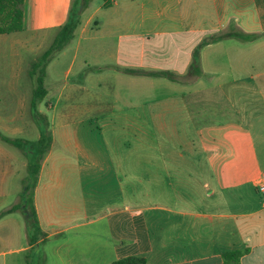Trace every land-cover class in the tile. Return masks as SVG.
Wrapping results in <instances>:
<instances>
[{
  "label": "crops",
  "instance_id": "crops-1",
  "mask_svg": "<svg viewBox=\"0 0 264 264\" xmlns=\"http://www.w3.org/2000/svg\"><path fill=\"white\" fill-rule=\"evenodd\" d=\"M72 1L23 0V29L0 34V89L18 88L22 51L53 43ZM94 28L110 41L97 73L124 94L109 111L98 96L74 107L94 111L95 132L49 130L34 181L25 154L0 146V212L31 200L36 218L30 241L20 209L0 216V264H26L34 249L44 264H225L234 250L239 264H264V0H98L75 52ZM235 31L257 36L219 37ZM22 108H0V121L25 120ZM56 119L78 118L52 106Z\"/></svg>",
  "mask_w": 264,
  "mask_h": 264
},
{
  "label": "rangeland",
  "instance_id": "rangeland-1",
  "mask_svg": "<svg viewBox=\"0 0 264 264\" xmlns=\"http://www.w3.org/2000/svg\"><path fill=\"white\" fill-rule=\"evenodd\" d=\"M98 0H93V5L85 10V12L81 13L83 19H85L89 14H91ZM96 18L101 19L104 17V11L101 10L96 13ZM93 27V26H92ZM95 28L92 32L86 33L84 38L81 39L80 47L77 52H75V48L78 42V33L77 30L74 33L72 39H70L66 45H64L61 50L57 51L55 49V45L53 43H46L44 47L42 45H38L36 51H22L23 57V73L17 83L18 88L13 89H0V108L2 109H10L16 107L21 108L23 112V118L25 120H17L13 121H0V132L9 136L10 138L21 139L26 147L28 142L35 141L36 138L35 132L39 130L37 124L34 120L31 119L33 115H29L25 113L26 108L31 107V102H34V108L36 110H40L43 114V117L49 121V130L55 129L66 130L71 129L76 125L77 129H90L95 132L96 126L98 123L93 120L94 111L93 110H85V114H81L78 112H74V107L79 103L81 107L84 106V103L91 99L92 97L98 96L103 97L104 102H108L104 104L106 110L112 109V101L116 98L118 91L123 87V84L120 85V89L113 90L112 87L114 82L111 79V71L106 68L101 69L100 72L97 73L96 65H101L103 63L110 62V58L106 53V56L96 57V51L102 50L109 52L110 49V41L104 40L102 37H97L96 39L91 36L95 33ZM17 33V32H16ZM10 36H16L10 35ZM86 36L88 37L86 39ZM40 43V42H39ZM43 48V51L41 50ZM46 52V53H45ZM45 53V54H44ZM3 59L0 58V63ZM73 63V64H72ZM72 64L71 70L68 71L69 66ZM19 65H15L17 68ZM0 67H2L0 65ZM81 70L86 71L85 74L81 76ZM218 76H224V79H230L231 73H221L217 74ZM26 76H30L33 78V82L27 81ZM106 77L105 80L107 83H104L101 87L97 85L95 80H99L100 78ZM156 81V79H154ZM153 89L146 91L145 93L153 94ZM124 90L121 89V96H123ZM107 101H106V100ZM124 103V102H121ZM107 105V106H106ZM52 106H55L57 110L65 108L66 111L70 112L73 118H78L76 120H69L62 122L61 120H54L52 122L49 120ZM86 106V104H85ZM88 107V105H87ZM115 109L121 108L120 105L113 106ZM124 109V107H122ZM20 110V112H21ZM83 113V112H82ZM26 114V115H25ZM119 122H117L118 124ZM2 128H19L21 131L19 133L13 134L11 132H6ZM10 133V134H9ZM152 133V132H151ZM129 139V138H127ZM141 138L134 139V145L136 146L138 141ZM130 140V139H129ZM91 142V141H90ZM94 138L92 139V145L95 143ZM151 145H157V137L150 138ZM0 146L7 152H10L14 155L19 156L23 149L21 147H17L13 144H10L0 138ZM29 150V149H28ZM24 153V152H23ZM38 250V249H37ZM35 249L33 250V252ZM24 256V255H23ZM32 251L26 252V264L31 262L32 264H40V261L36 258L34 261H29L33 258ZM41 256V255H40ZM30 257V258H29Z\"/></svg>",
  "mask_w": 264,
  "mask_h": 264
},
{
  "label": "trees",
  "instance_id": "trees-1",
  "mask_svg": "<svg viewBox=\"0 0 264 264\" xmlns=\"http://www.w3.org/2000/svg\"><path fill=\"white\" fill-rule=\"evenodd\" d=\"M92 0H73L71 7L69 9V14L64 22V24L59 29L53 44L55 45V49L57 51L61 50V48L66 45V43L72 39L74 36L75 30L81 23V13L84 8L88 6V4ZM107 5V4H105ZM23 18V0H0V34H10L19 32L23 29L22 24ZM227 36L238 37L243 40H251L257 36V33H247L243 31H235L224 33L220 38H224ZM46 53V52H45ZM44 53V54H45ZM189 71L194 74H200V60L198 51L195 52L192 56V62L190 65ZM156 75V73H153ZM169 75V74H167ZM33 79V78H32ZM34 80V79H33ZM31 114L33 115V119L39 128L40 135L37 140L28 142L27 148L23 147L25 143L21 139L10 138L8 136L3 135L0 132V138L10 144H13L17 147H21L27 159V166L31 174V180L34 181L36 178V173L39 169L41 159L44 153L49 148L51 142V135L49 132V121L43 117V114L34 108V102H31ZM29 149V150H28ZM24 197V195H23ZM17 209H20L24 215L25 227L27 231V235L29 240L32 241V232L36 228V218L34 207L32 205L31 200H22L19 205H13L3 211L0 212V216L13 212ZM34 255L29 261H34V259H38L40 264H44L43 256H39L37 253V249L32 251ZM241 255L240 251H228L223 253V259L225 264H239V257ZM30 258V257H29ZM28 259V258H27ZM28 264H32L28 262ZM110 264H146L145 258L140 256H128L119 258Z\"/></svg>",
  "mask_w": 264,
  "mask_h": 264
},
{
  "label": "built area",
  "instance_id": "built-area-1",
  "mask_svg": "<svg viewBox=\"0 0 264 264\" xmlns=\"http://www.w3.org/2000/svg\"><path fill=\"white\" fill-rule=\"evenodd\" d=\"M259 191L264 194V184L259 185Z\"/></svg>",
  "mask_w": 264,
  "mask_h": 264
}]
</instances>
